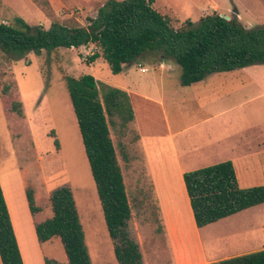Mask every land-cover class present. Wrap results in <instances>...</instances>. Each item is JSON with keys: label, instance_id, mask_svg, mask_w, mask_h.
Segmentation results:
<instances>
[{"label": "rangeland", "instance_id": "374dc122", "mask_svg": "<svg viewBox=\"0 0 264 264\" xmlns=\"http://www.w3.org/2000/svg\"><path fill=\"white\" fill-rule=\"evenodd\" d=\"M107 1L0 0V23L13 25L15 18H21L31 27L40 25L44 29L54 22L67 27H86V18H93ZM152 7L166 16L175 30L187 21L198 24L213 12L229 20L236 18L247 29L264 26V0H152ZM85 50L60 48L50 53L42 51L40 55L27 53L14 60L0 51V173L3 168L19 170L35 195L36 205L43 208L45 215L51 207L52 190L67 185L80 221L99 230L105 224L64 78L77 79L90 75V70L98 85L103 82L112 88L127 87L159 101L167 89L163 86L172 90L179 84L181 70L173 61L160 62L159 54L147 52L131 67L113 75L102 58L96 57L95 47L88 45ZM160 64L165 65V69H160ZM166 67H170L169 71ZM235 71L238 77H210L207 85L229 89L243 81L255 83L257 80L259 86L248 89L247 97L263 104L264 65ZM167 72L171 77H165ZM99 88L101 98L103 89L100 85ZM127 96L134 122L123 127L117 113L107 117V121L131 208L130 233L139 245L143 264H190L192 252L195 255L197 251L200 258L193 264H208L224 259V255L250 251L259 244L264 248V237L240 234L255 229L262 222L258 213L197 231L185 224L179 243L181 248L170 244L149 178L156 163L154 157L145 155L137 133L151 139L161 135L160 109L135 96ZM4 99L8 108L11 104H21L22 115L6 109ZM250 223H254L253 227L248 226ZM235 230L236 236L232 234ZM89 236L87 234L90 243ZM92 239L100 242V239ZM88 245L91 252L96 249L97 258L92 264H117L106 241Z\"/></svg>", "mask_w": 264, "mask_h": 264}, {"label": "trees", "instance_id": "16d2710c", "mask_svg": "<svg viewBox=\"0 0 264 264\" xmlns=\"http://www.w3.org/2000/svg\"><path fill=\"white\" fill-rule=\"evenodd\" d=\"M86 21V27L54 22L48 29L31 27L21 18H15L13 25L0 23V51L14 60L27 53L40 55L92 44L96 57L102 58L113 75L152 52L160 55V62L171 60L180 67L181 87L197 84L211 74L264 65V26L247 29L236 18L225 20L216 12L198 24L187 21L175 30L152 7V0H108ZM64 81L115 261L143 264L130 233L131 208L107 121L114 113L121 116L123 127L133 120L127 93L100 83V98L99 85L90 75L65 77ZM8 109L22 115L21 104H11ZM183 183L198 229L264 203V186L240 188L230 161L186 172ZM26 198L31 214L39 212L29 189ZM49 200L53 215L35 225L37 241L56 237L68 264H91L70 188L54 189ZM0 260L1 264H23L1 186ZM45 264L58 263L45 260ZM208 264H264V249Z\"/></svg>", "mask_w": 264, "mask_h": 264}, {"label": "crops", "instance_id": "0c3cea01", "mask_svg": "<svg viewBox=\"0 0 264 264\" xmlns=\"http://www.w3.org/2000/svg\"><path fill=\"white\" fill-rule=\"evenodd\" d=\"M87 46L77 49L83 48L86 51L85 47ZM160 65V69H165V65ZM131 66L132 64L124 66L123 71ZM169 69L170 67H166L167 71ZM88 73L94 77L92 71L89 70ZM235 73L237 72L211 74L190 87H181L180 81L172 90L170 87L163 86V89H167L159 101L143 93L131 91L127 87L116 86L125 91L129 97L135 96L147 104L157 105L160 109L161 124L163 125L161 135L156 139H151L137 133L145 155L154 157L153 160L156 163V167L150 171L149 178L154 188L164 233L170 244L174 243V248L177 245L180 247L185 224H189L193 230H199L192 219L183 183L184 173L230 161L240 188L264 186V102L258 104L253 97H247L248 89L259 86L257 80L255 83L253 81L244 83L243 81L229 89H225L222 85H213V88H211L212 85H207V81L211 80L210 77L231 79L239 76ZM171 75L170 72H167L165 77L168 78ZM190 92L193 94L190 95ZM132 122L134 120L127 124ZM134 124H137L136 121ZM156 158L158 162H156ZM6 169L3 168L2 174L0 173V186L23 264H45V260L68 264L63 246L59 244L61 242H58L60 241L58 238H51L44 243L37 241L35 225L52 218L51 207L45 215L43 208L36 205L37 201L33 194L35 206L40 210L32 215L26 198L28 186L22 173L15 169L5 171ZM257 213L262 222L255 229L244 230L240 234L263 238L264 203L221 219L216 223ZM80 223L91 264L97 255L96 249H92L94 250L93 254L88 244H99L106 241L111 254L113 253L112 242L106 226H101L102 229L99 228V230H93L91 229L93 225H84L81 221ZM253 224L250 223L248 226L253 227ZM87 234H90V243L87 242ZM232 234L236 236V230ZM93 237L100 239V242L93 241ZM263 249V245L259 244L250 251H239L233 253L234 255H224L223 257L229 259ZM199 254L200 251H197L195 255L192 252L191 260L188 263L196 262L200 258Z\"/></svg>", "mask_w": 264, "mask_h": 264}, {"label": "water", "instance_id": "95a60500", "mask_svg": "<svg viewBox=\"0 0 264 264\" xmlns=\"http://www.w3.org/2000/svg\"><path fill=\"white\" fill-rule=\"evenodd\" d=\"M235 13H237V11L235 10L234 11ZM222 18H224L225 20H229V18L228 17H226V16H224V15H220Z\"/></svg>", "mask_w": 264, "mask_h": 264}, {"label": "built area", "instance_id": "2783aa9c", "mask_svg": "<svg viewBox=\"0 0 264 264\" xmlns=\"http://www.w3.org/2000/svg\"><path fill=\"white\" fill-rule=\"evenodd\" d=\"M88 55V54H87ZM160 67H162V65H160Z\"/></svg>", "mask_w": 264, "mask_h": 264}]
</instances>
